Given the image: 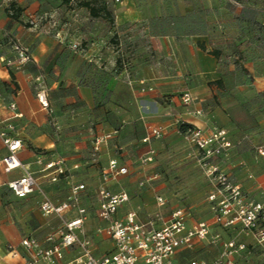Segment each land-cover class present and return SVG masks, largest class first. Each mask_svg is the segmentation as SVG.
Returning <instances> with one entry per match:
<instances>
[{
    "label": "crops",
    "instance_id": "obj_1",
    "mask_svg": "<svg viewBox=\"0 0 264 264\" xmlns=\"http://www.w3.org/2000/svg\"><path fill=\"white\" fill-rule=\"evenodd\" d=\"M94 4L110 12L118 51L126 50L129 57L131 83L111 45L102 54L69 50L61 40L24 34V26L0 8V131L21 139L18 157L37 177L43 194L60 203L72 186L84 185L78 204L86 209L84 236L97 255L113 250V242L96 233L105 224L97 214L100 174L112 159L128 170L106 184L113 193L129 195L116 218L136 210L142 221L156 213L168 219L181 209L189 221L210 223L207 195L212 186L198 150L180 130L185 123L206 133L214 126L226 130L231 146L212 163L240 187L246 200L264 205V0ZM11 39L28 50V62L18 61ZM41 91L47 108L38 100ZM185 92L195 98L189 105L181 100ZM195 109L201 115H195ZM150 127L162 128L163 134L145 142ZM108 133V141L95 150L94 138ZM149 150L154 151L153 161L142 164ZM6 152L0 137V264H29L22 240L32 237L40 248L48 247L46 236L60 227L61 219L41 212L40 192L18 198L7 188L25 169L5 172L1 159ZM157 196L165 200L163 206H158ZM62 217L76 218L78 211L71 208ZM211 233L219 234L221 241L244 242L253 249L252 264L264 263L262 249L239 224H213ZM219 251V243L194 240L174 261L213 260ZM78 252L77 246L66 249L58 264Z\"/></svg>",
    "mask_w": 264,
    "mask_h": 264
},
{
    "label": "built area",
    "instance_id": "obj_2",
    "mask_svg": "<svg viewBox=\"0 0 264 264\" xmlns=\"http://www.w3.org/2000/svg\"><path fill=\"white\" fill-rule=\"evenodd\" d=\"M6 1L16 2V0ZM261 25L264 29V20ZM11 41L17 52L18 61L28 62L30 58L27 50L20 46L16 39ZM72 48L74 51L78 50L75 44ZM125 58L127 57L119 55L122 71L125 72L124 76L131 83L130 75L127 73L129 62ZM148 89L152 90L151 87ZM38 100L43 108L48 107L44 91L38 94ZM181 100L183 104L189 105L195 101V98L185 92ZM10 107L14 109L15 104H10ZM193 113L201 115L202 111L195 109ZM8 128L13 130L10 124ZM162 134V128L150 127L143 141L160 138ZM183 136L198 150L200 166L212 186V190L207 195L213 214L211 222L189 221L187 214L181 209L173 211L168 219H163L160 213H156L148 220L142 221L138 218L136 210H129L122 218H116L118 209L129 201V195L126 191L113 193L107 189L106 184L120 175L127 174L128 170L125 166L119 165L117 160L112 159L102 168L100 174V183L97 188V214L105 224L97 227L96 233L108 237L113 242V250L97 255L91 248L90 239L84 236L83 225L87 221L86 209L78 204L79 193L84 189V185L72 186L66 200L60 203L52 202L43 194L34 173L27 170L18 157V151L22 147L21 139L10 136L6 131H0V137L7 149L1 159L4 171L25 169L22 175L6 183L7 188L18 198H25L36 191L40 192L41 212L46 216L56 215L61 219L60 227L46 236V241L50 243L48 247L40 248L36 239L32 237L22 240V245L30 255L29 264L39 261L45 264H58L64 259L65 250L74 246L79 248V252L67 259L65 264H252L253 249L247 244L234 238L221 241L219 234L211 233L213 224L224 228L239 224L243 232L253 236L256 245L264 253V226L261 225L264 219L263 203L246 200L240 187L233 185L229 177L212 163L213 158L226 154L231 146L226 130L214 126L206 133L202 128L191 125L183 131ZM110 137L109 133L96 136L93 140L94 149L98 150L100 145L108 141ZM153 157L154 151L149 150L140 162L142 164L152 162ZM156 201L158 206L165 204L161 196H157ZM71 208L77 209L78 217L70 220L63 219V214ZM158 222L160 226H156ZM208 239L211 243L220 244V251L215 259L193 257L182 262L174 261L176 253L182 249L191 248L194 240Z\"/></svg>",
    "mask_w": 264,
    "mask_h": 264
},
{
    "label": "rangeland",
    "instance_id": "obj_3",
    "mask_svg": "<svg viewBox=\"0 0 264 264\" xmlns=\"http://www.w3.org/2000/svg\"><path fill=\"white\" fill-rule=\"evenodd\" d=\"M86 1L89 0H16L14 3L0 0V8L11 18L13 13L19 12L15 20L24 26V34L61 40L59 44L69 50H73L75 44L78 48L76 52L83 53H107L105 46L111 45L114 58L118 59L120 53L128 56L126 50L118 51L116 43L119 40L115 42L113 25L107 19L91 16L81 5ZM13 35L18 37L17 32ZM125 60L129 62V57Z\"/></svg>",
    "mask_w": 264,
    "mask_h": 264
},
{
    "label": "trees",
    "instance_id": "obj_4",
    "mask_svg": "<svg viewBox=\"0 0 264 264\" xmlns=\"http://www.w3.org/2000/svg\"><path fill=\"white\" fill-rule=\"evenodd\" d=\"M97 1L98 0L86 1V2H83L81 5L85 6L88 9L91 16L101 17L102 19H107L112 23L113 19L110 15V12L104 6L96 7L94 3H96ZM18 14H19L18 11L13 13L12 14L13 18L17 19ZM190 126H191L190 124H185V123L180 124V130L183 132L187 129V127H190Z\"/></svg>",
    "mask_w": 264,
    "mask_h": 264
}]
</instances>
